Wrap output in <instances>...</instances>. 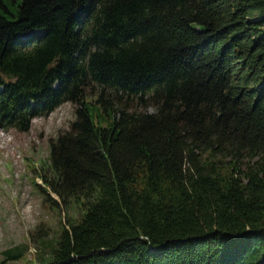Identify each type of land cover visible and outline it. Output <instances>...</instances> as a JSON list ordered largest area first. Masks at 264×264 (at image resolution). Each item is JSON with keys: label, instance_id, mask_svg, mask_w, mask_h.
<instances>
[{"label": "trees", "instance_id": "16d2710c", "mask_svg": "<svg viewBox=\"0 0 264 264\" xmlns=\"http://www.w3.org/2000/svg\"><path fill=\"white\" fill-rule=\"evenodd\" d=\"M65 102L40 264H264V0H0V129Z\"/></svg>", "mask_w": 264, "mask_h": 264}, {"label": "rangeland", "instance_id": "374dc122", "mask_svg": "<svg viewBox=\"0 0 264 264\" xmlns=\"http://www.w3.org/2000/svg\"><path fill=\"white\" fill-rule=\"evenodd\" d=\"M36 33L19 37L24 39ZM97 91L96 87L87 89L85 98L92 101ZM108 97L112 103L116 101ZM126 103L129 110H143L135 98ZM151 110L148 107L146 111ZM72 119L73 105L65 102L45 117L32 118L25 132L0 129V262L4 249L23 246L19 258L4 264H40L39 258L48 252L46 240L55 237L67 219L74 221L81 213L77 203H61L51 195L58 201V206L53 207L35 186L41 184L38 174L50 173V141L67 130Z\"/></svg>", "mask_w": 264, "mask_h": 264}]
</instances>
